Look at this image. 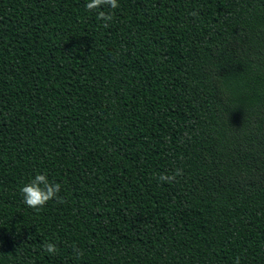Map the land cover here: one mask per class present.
Wrapping results in <instances>:
<instances>
[{
    "label": "trees",
    "instance_id": "1",
    "mask_svg": "<svg viewBox=\"0 0 264 264\" xmlns=\"http://www.w3.org/2000/svg\"><path fill=\"white\" fill-rule=\"evenodd\" d=\"M86 2L0 0V264H264V0Z\"/></svg>",
    "mask_w": 264,
    "mask_h": 264
},
{
    "label": "clouds",
    "instance_id": "2",
    "mask_svg": "<svg viewBox=\"0 0 264 264\" xmlns=\"http://www.w3.org/2000/svg\"><path fill=\"white\" fill-rule=\"evenodd\" d=\"M118 0H87L85 8L89 12L96 11L97 19L102 21V26L108 28L114 19L112 12H105L104 8H110L112 10L119 8ZM99 10V11H97ZM196 15V13H192ZM181 169H177L173 174H162L159 177L161 182L172 183L177 176L182 175ZM62 189V185L55 181H50L46 174L37 173L26 184L20 188V192L23 197V203L31 209H41L45 207L50 201H57L63 203V198L59 195ZM43 250L49 255H55L58 252L57 246L52 242H44L42 245ZM76 255L82 256L83 253L74 249ZM236 264H240L237 258Z\"/></svg>",
    "mask_w": 264,
    "mask_h": 264
}]
</instances>
